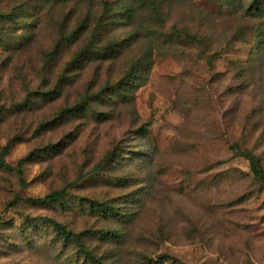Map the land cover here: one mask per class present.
<instances>
[{"label": "rangeland", "instance_id": "obj_1", "mask_svg": "<svg viewBox=\"0 0 264 264\" xmlns=\"http://www.w3.org/2000/svg\"><path fill=\"white\" fill-rule=\"evenodd\" d=\"M148 1L163 2L167 28L137 10L133 31L115 35L139 41L101 79H57L76 49L42 67L45 19L35 46L0 44V264H89L53 221L104 264H264V185L239 155L264 166V19L228 0ZM173 25L181 33L161 34ZM0 27L26 29L20 18ZM137 58L149 67L125 90ZM117 92L127 98L109 101ZM88 94L89 108L70 112ZM53 192L60 201H37Z\"/></svg>", "mask_w": 264, "mask_h": 264}, {"label": "trees", "instance_id": "obj_2", "mask_svg": "<svg viewBox=\"0 0 264 264\" xmlns=\"http://www.w3.org/2000/svg\"><path fill=\"white\" fill-rule=\"evenodd\" d=\"M224 4L231 7L234 14H240L241 18L250 17L248 19L254 22L264 19V14H262L264 12V0H251L247 4H243L241 0H228ZM143 9L146 11L143 13L148 16L150 21L157 19L160 21L159 26L162 29L167 28L166 23L163 22V16H165L163 2L154 5L148 0H143L139 4L135 0H19L11 11L4 12L0 9V26H3L5 22H15L20 18L26 29L14 37L0 32V44L4 45L6 50L10 46L23 48L35 46L36 34L34 33L40 30L39 25L45 19L48 25H52L53 38L49 41L47 54L41 58L42 67L45 64L51 68L49 63L53 56L61 55L65 50L76 49L77 52L73 58L58 67L57 79H66V72L70 69L73 72L71 79H78L85 70L92 71L90 79H101V74L107 64L116 61L127 48L136 45L139 41L137 35H131L132 23L135 19V12ZM122 24L131 30L125 38L115 35L118 27ZM170 29L169 34L164 31L161 34L168 37L171 33H181L180 28L175 25ZM185 35L197 46L203 44V39H199L197 35H191L186 31ZM148 64L150 63L144 64L141 58H137L135 65L123 72L121 79L124 81L121 87L125 90L133 88L134 91L141 86L142 82L135 83V80L143 76L149 67ZM42 79L51 78L47 75L46 78L42 77ZM90 95L86 97V100L78 101L70 107V112H83L89 108ZM109 98V101L115 102L118 98L126 99L127 95L117 92L116 97L111 96ZM6 150L7 147L3 149L1 154L3 155ZM239 155L248 160L253 179L264 185V166H262L260 158L247 148L240 150ZM0 161L2 162L1 156ZM61 198V192H53L37 199V201L43 203L58 202ZM112 214L115 212L112 211ZM52 225L59 237L65 241H70L82 251L89 264H104L101 257H96L91 248L83 245L81 233H75L55 221L52 222Z\"/></svg>", "mask_w": 264, "mask_h": 264}]
</instances>
